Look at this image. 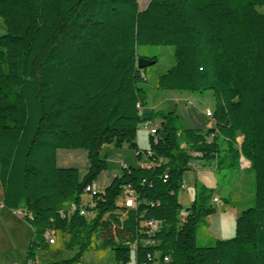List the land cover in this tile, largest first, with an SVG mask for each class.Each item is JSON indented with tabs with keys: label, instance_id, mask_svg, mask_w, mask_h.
I'll use <instances>...</instances> for the list:
<instances>
[{
	"label": "trees",
	"instance_id": "1",
	"mask_svg": "<svg viewBox=\"0 0 264 264\" xmlns=\"http://www.w3.org/2000/svg\"><path fill=\"white\" fill-rule=\"evenodd\" d=\"M137 1L0 0L9 25L0 35V185L2 205L31 228L23 264H41L44 253L55 257L47 264H82L90 251L109 252L112 264H128L131 251L134 264H153L157 253L169 264H264V0H148L143 9ZM147 45L173 48L157 89L212 93L209 128L177 126L172 102L166 111L147 107L148 67L137 68L140 57L157 62L137 53ZM155 120L156 137L140 150L138 126ZM111 144L136 152L139 164L90 196L95 216L86 220L81 196L107 169L100 151ZM75 149L87 152L82 177L55 163L57 150ZM241 158L253 206L238 214L232 237L198 246L197 230L215 212L213 190L196 181L179 221L183 174L194 161L238 170ZM126 189L133 208L117 203ZM147 220L160 225L151 237Z\"/></svg>",
	"mask_w": 264,
	"mask_h": 264
},
{
	"label": "crops",
	"instance_id": "2",
	"mask_svg": "<svg viewBox=\"0 0 264 264\" xmlns=\"http://www.w3.org/2000/svg\"><path fill=\"white\" fill-rule=\"evenodd\" d=\"M168 102H172L170 106L179 110L180 116L181 118H184L187 126L201 130L210 127V123L207 122L204 117L205 111L211 110L208 107L204 110H196L191 105L188 98L181 99L176 97L168 100ZM149 108L154 110L153 106ZM153 123H156L154 127H160L161 122L159 120L152 121L146 125L152 126ZM142 126L144 127V125ZM236 140L240 143L242 137L237 136ZM136 143L140 150H147L148 145H146L145 148H142L138 143L137 136ZM183 145L184 144L181 146ZM113 152L112 158L114 161L112 159L110 160H112L111 162H113L114 166L112 168L107 167V169L102 171L93 182V186L98 192H103L110 185L112 180L120 175V170L123 167L136 166L139 164V161L136 158L137 153L134 151L117 149L113 150ZM55 163L58 168L77 169L80 177L86 174L89 167L87 152L81 149L57 150L55 153ZM214 171V164L194 161V168L183 174V185L180 188L181 192L178 197V202L182 207V210L179 213V221H182L185 216V209L189 207L194 200L196 181L206 188L213 190L210 202L215 207V212L205 218L206 231H203V239L206 243H209L213 239L226 240L232 237L234 234L235 220L238 214L244 209L242 205L237 206L231 202V200H223L219 196L218 190L221 188H219L217 179L214 177ZM223 171L226 173L228 170L224 169ZM229 172L233 175V186L228 185L221 190L228 193L229 196L237 197L239 194H242V185L244 184L246 177H249V162L240 159L239 169ZM2 197L3 193L0 185V203H2ZM214 198H217L218 202L214 203L212 201ZM88 201H90V196ZM30 239L31 228L23 220L21 213L19 211L9 210L2 205L0 207V261L1 257L5 256L9 258L11 257V263L13 261L12 264H23ZM15 256H18V260L12 258Z\"/></svg>",
	"mask_w": 264,
	"mask_h": 264
},
{
	"label": "rangeland",
	"instance_id": "3",
	"mask_svg": "<svg viewBox=\"0 0 264 264\" xmlns=\"http://www.w3.org/2000/svg\"><path fill=\"white\" fill-rule=\"evenodd\" d=\"M138 7L139 9H143L144 6L148 3V0H138ZM4 17L0 15V35L4 32L5 27H9L8 23L4 21ZM137 53L139 55L151 57L155 56L157 58V62L154 63L151 66H148L146 70V78L147 83L145 84L146 88V104L148 107H154V110H162L166 111L169 108V102L168 100L174 99V98H184L190 101L191 105L196 110H204L206 107L213 110L214 108V98L212 96V93L210 91H201V92H189V91H171V90H159L155 87V78L158 74L164 73L169 67H171L174 63L173 61V48L171 46H139L137 48ZM179 106V105H177ZM209 110V111H211ZM206 112V111H205ZM184 118H178L176 121L177 126H184ZM156 125V123H153L152 128ZM138 132H137V139L138 143L142 148H145L147 143V137L148 134L144 130V127L142 125L138 126ZM113 150H117V148L111 144V145H104L100 151V156L103 158H106L107 161V167L112 168L114 159L112 158V154L114 153ZM112 159V160H110ZM121 169V168H120ZM121 172V170H120ZM189 172V171H186ZM185 172V173H186ZM231 172L226 171V173L223 170H215L214 171V177L217 179V183L219 185V188H226L228 185L233 186V175L230 174ZM242 194L238 195L237 197L229 196L228 193L222 191L219 189V196L223 200H228L233 202L235 205L240 206L242 205L244 209L252 207L253 206V190H254V184H253V176L250 172L249 177H246L244 184L242 185ZM181 191L179 190L177 193V199L179 197V193ZM89 199V196L87 194H83L81 196V202L82 204H87V201ZM223 202V201H222ZM197 245L198 246H205L208 243H206L203 239V230L201 228H198L197 230ZM64 256H67V252H63ZM11 258V257H10ZM9 257L2 256L0 264H12L11 259ZM13 259L18 260V256L12 257ZM55 257L51 253H44L41 256H39V263L41 264H47V262H50L54 260ZM112 258L109 252L105 251L103 254H98L96 252H87L83 258L82 264H112ZM128 264H134V252L131 251L130 253V262Z\"/></svg>",
	"mask_w": 264,
	"mask_h": 264
},
{
	"label": "built area",
	"instance_id": "4",
	"mask_svg": "<svg viewBox=\"0 0 264 264\" xmlns=\"http://www.w3.org/2000/svg\"><path fill=\"white\" fill-rule=\"evenodd\" d=\"M137 108H139V106L137 105ZM206 115H210V111H206L205 112ZM147 134H150L154 137H156V129L155 128H152L148 125L145 124L144 126ZM193 155H198L196 153H193ZM242 159V158H241ZM142 165V164H140ZM147 166V165H146ZM188 167L189 168H194V162H191L188 164ZM84 192L86 194H89V196H91L92 194H94L96 192L95 188L93 185L91 186H87L84 190ZM91 193V194H90ZM135 195L129 191L128 189H126L123 194L120 196V198L118 199V205L124 209H127V208H133L135 207ZM214 203L218 202V199L217 198H214L212 200ZM2 206V203H0V207ZM91 205H89V203L83 205L82 207H79L78 208V211H79V214L81 216H83L86 220H90L92 219L94 216H95V213L93 211H88L87 210V207H89ZM68 210H71V211H74L76 210V206L71 204L69 207H68ZM61 215L63 214L62 211L59 212ZM21 216H22V213H21ZM122 216H124V214H122ZM142 227L145 229V233L147 235H149L150 237L155 234V232L158 231L160 225L157 221H154V220H147V221H143L141 223ZM46 241L48 242V244L52 245L55 243V234L53 231H47L44 235ZM145 244L147 245H152L154 244V241L152 240H146L144 242ZM132 248H134V245L132 246ZM154 259H156L155 262H153V264H169V257L168 256H163L160 260V254L157 253L153 256ZM26 264H36L35 262L33 261H27Z\"/></svg>",
	"mask_w": 264,
	"mask_h": 264
},
{
	"label": "water",
	"instance_id": "5",
	"mask_svg": "<svg viewBox=\"0 0 264 264\" xmlns=\"http://www.w3.org/2000/svg\"><path fill=\"white\" fill-rule=\"evenodd\" d=\"M153 63H154V61H152L150 59L140 57L137 59V68L142 69V68L153 65Z\"/></svg>",
	"mask_w": 264,
	"mask_h": 264
}]
</instances>
